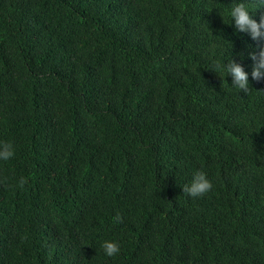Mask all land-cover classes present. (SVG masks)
I'll return each mask as SVG.
<instances>
[{"label": "trees", "instance_id": "trees-1", "mask_svg": "<svg viewBox=\"0 0 264 264\" xmlns=\"http://www.w3.org/2000/svg\"><path fill=\"white\" fill-rule=\"evenodd\" d=\"M231 3L0 0V264H264V80L211 69L264 47Z\"/></svg>", "mask_w": 264, "mask_h": 264}, {"label": "clouds", "instance_id": "clouds-1", "mask_svg": "<svg viewBox=\"0 0 264 264\" xmlns=\"http://www.w3.org/2000/svg\"><path fill=\"white\" fill-rule=\"evenodd\" d=\"M231 6L227 9L226 15L229 25L233 26L237 33H246L252 40H264V0H232ZM253 61L251 71H247L241 62L229 58L223 62L215 61L211 69L216 73H225L230 77V86L233 89H239L241 92L248 93L250 88L249 76L253 80H264V47L258 51L249 53ZM129 92H132L130 89ZM15 155L13 144L6 141H0V161H7ZM20 183L24 180L21 177ZM212 188V182L207 173L197 169L192 173L190 183L183 186V192L195 198L201 196ZM120 215L117 213L113 217L114 223H119ZM100 247L107 257H113L120 251L119 243L115 240H104Z\"/></svg>", "mask_w": 264, "mask_h": 264}]
</instances>
